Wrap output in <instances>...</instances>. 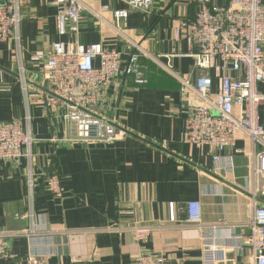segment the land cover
<instances>
[{
  "label": "crops",
  "instance_id": "crops-1",
  "mask_svg": "<svg viewBox=\"0 0 264 264\" xmlns=\"http://www.w3.org/2000/svg\"><path fill=\"white\" fill-rule=\"evenodd\" d=\"M19 2L17 32L0 44V121L19 120L32 142L19 160L0 162V233L7 234L8 254L0 264H17L26 254H44L50 264H132L141 254L168 264H207L206 250L215 245L230 264H254L238 236L249 232L246 207L257 187L249 163L261 146L238 132L234 146L222 152L231 167L221 176L211 172L208 148L181 137L186 107L200 100L181 96L179 81L164 69V54L186 50L184 41L171 39L173 20L192 18L195 7L154 0L147 12L131 10L117 27L112 12L125 4L100 0L96 5L106 9H98L99 21L85 14L74 33L60 30L52 0ZM132 41L147 83L121 77V87L106 86L102 105L93 107L123 136L113 144L78 140L64 107L47 112L41 105L48 84L40 76L42 60L32 54L47 52L52 42H101L119 52L124 67ZM170 63L182 77L196 76L190 58ZM259 117L264 126V103ZM51 173L59 175L62 197L47 188ZM188 202L199 206L197 222L186 220ZM136 226L150 228L146 240H135Z\"/></svg>",
  "mask_w": 264,
  "mask_h": 264
},
{
  "label": "built area",
  "instance_id": "built-area-1",
  "mask_svg": "<svg viewBox=\"0 0 264 264\" xmlns=\"http://www.w3.org/2000/svg\"><path fill=\"white\" fill-rule=\"evenodd\" d=\"M125 8L114 9L116 26L128 18L129 12H147L154 0H118ZM100 0H52L58 9L60 30L65 27L77 32L85 14L101 18L88 4ZM195 7L192 18L173 20L172 41H184L186 50L173 47L164 54V69L177 78L181 96L195 95L200 103L186 107L182 140L192 146H206L213 167L211 172L220 175L231 159L225 160L222 152L234 146L238 132L245 133L261 150L253 154L249 168L256 178L257 187L250 194L246 207L249 232L238 236L247 244L254 264H264V126L260 122L259 107L264 103V0H185ZM100 10L106 9L100 7ZM19 0H0V44L14 38L20 21ZM72 23V25L70 24ZM69 24V27L68 25ZM128 58L120 66V56L114 48L103 43L52 42L47 52L36 51L33 61L43 62L40 76L48 84L41 105L47 112L54 106L65 108L63 118L73 122L76 138L83 142L98 141L113 144L123 136L114 122L96 114L93 107L102 105V92L108 85L121 87V77L129 76L131 82L141 86L147 83L139 64L141 51L135 42L127 45ZM192 60L196 76L191 81L182 77L170 63L173 58ZM32 138L17 119L0 121V162L17 161L24 155ZM223 162L225 165H221ZM49 192L62 197L59 175H46ZM186 220L199 219V206L186 204ZM173 220V212L170 217ZM137 241L148 238L150 228H133ZM0 233V259L8 257L5 239ZM207 264H230L224 248L218 245L206 250ZM17 264H50L46 255L26 254ZM132 264H168L164 258L141 254ZM182 264V263H177ZM232 264V263H231Z\"/></svg>",
  "mask_w": 264,
  "mask_h": 264
},
{
  "label": "rangeland",
  "instance_id": "rangeland-1",
  "mask_svg": "<svg viewBox=\"0 0 264 264\" xmlns=\"http://www.w3.org/2000/svg\"><path fill=\"white\" fill-rule=\"evenodd\" d=\"M89 6L96 12H98V9H99V5H96V4H93V2H88ZM93 18L97 19L99 21V19L97 17H94Z\"/></svg>",
  "mask_w": 264,
  "mask_h": 264
}]
</instances>
